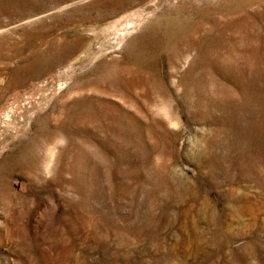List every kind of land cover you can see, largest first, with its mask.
<instances>
[{
	"label": "rangeland",
	"instance_id": "rangeland-1",
	"mask_svg": "<svg viewBox=\"0 0 264 264\" xmlns=\"http://www.w3.org/2000/svg\"><path fill=\"white\" fill-rule=\"evenodd\" d=\"M0 264H264V0H0Z\"/></svg>",
	"mask_w": 264,
	"mask_h": 264
}]
</instances>
